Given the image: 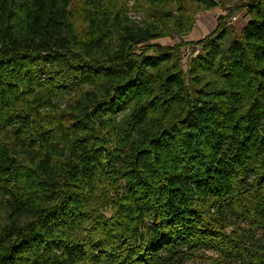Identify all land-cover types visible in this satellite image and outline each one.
Masks as SVG:
<instances>
[{
    "label": "trees",
    "instance_id": "16d2710c",
    "mask_svg": "<svg viewBox=\"0 0 264 264\" xmlns=\"http://www.w3.org/2000/svg\"><path fill=\"white\" fill-rule=\"evenodd\" d=\"M218 5L0 0V264H264V0L182 39Z\"/></svg>",
    "mask_w": 264,
    "mask_h": 264
},
{
    "label": "rangeland",
    "instance_id": "374dc122",
    "mask_svg": "<svg viewBox=\"0 0 264 264\" xmlns=\"http://www.w3.org/2000/svg\"><path fill=\"white\" fill-rule=\"evenodd\" d=\"M245 0H222V6L218 5L210 9L195 8L194 11V21L191 30L182 36L184 40H197L202 38L204 35L212 31L216 24V18L220 14H226L229 7H233L235 4H240ZM245 10H235L231 12L227 17V24L234 23L237 28H240L247 20L248 16L245 14ZM132 14V13H131ZM236 15V20H232V16ZM179 37L176 35L158 38L157 41L161 44H172L178 41ZM191 48L186 46L185 53L183 54V61H186L190 55ZM188 264H199L189 262Z\"/></svg>",
    "mask_w": 264,
    "mask_h": 264
},
{
    "label": "built area",
    "instance_id": "2783aa9c",
    "mask_svg": "<svg viewBox=\"0 0 264 264\" xmlns=\"http://www.w3.org/2000/svg\"><path fill=\"white\" fill-rule=\"evenodd\" d=\"M231 18L234 21V20H236L237 16L236 15H233Z\"/></svg>",
    "mask_w": 264,
    "mask_h": 264
}]
</instances>
